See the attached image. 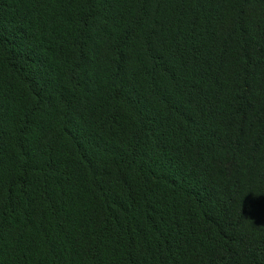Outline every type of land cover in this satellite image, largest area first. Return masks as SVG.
Listing matches in <instances>:
<instances>
[{
    "label": "trees",
    "instance_id": "obj_1",
    "mask_svg": "<svg viewBox=\"0 0 264 264\" xmlns=\"http://www.w3.org/2000/svg\"><path fill=\"white\" fill-rule=\"evenodd\" d=\"M0 264H264V0H0Z\"/></svg>",
    "mask_w": 264,
    "mask_h": 264
}]
</instances>
